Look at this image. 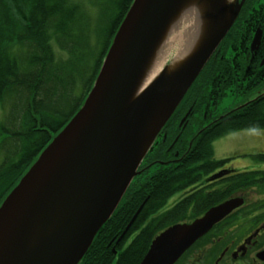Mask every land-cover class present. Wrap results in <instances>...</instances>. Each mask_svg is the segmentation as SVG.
Masks as SVG:
<instances>
[{
  "label": "water",
  "instance_id": "water-1",
  "mask_svg": "<svg viewBox=\"0 0 264 264\" xmlns=\"http://www.w3.org/2000/svg\"><path fill=\"white\" fill-rule=\"evenodd\" d=\"M187 1L133 0L83 106L0 205V264L80 263L246 0H192L200 15L193 49L136 95L159 41ZM253 37L252 51L260 32ZM239 205L224 203L189 225L168 228L139 264H174Z\"/></svg>",
  "mask_w": 264,
  "mask_h": 264
},
{
  "label": "trees",
  "instance_id": "trees-1",
  "mask_svg": "<svg viewBox=\"0 0 264 264\" xmlns=\"http://www.w3.org/2000/svg\"><path fill=\"white\" fill-rule=\"evenodd\" d=\"M131 2L95 0L99 19L92 31L89 16L77 0H0V204L40 151L80 108ZM258 24L262 25L264 38V6L260 9L259 0H247L222 42L221 56L209 61L190 91L205 84L210 69L225 75V69L231 68L237 54L235 49L241 47L240 55H244ZM240 58L236 60L235 71L242 74L244 66ZM223 80L227 86V77L223 76ZM249 86L244 88L243 102L249 97L255 100L242 106L241 102L233 110L225 111L215 129L209 126L197 133L188 153L180 160L181 165L168 163L163 167L153 163L150 165L153 172L142 170L134 178L120 202L122 206L119 204L98 231L79 264L140 263L150 236L147 238L143 232L124 249L113 248L110 240L114 236V218L123 217L127 204L131 205L132 214L145 201L139 213L142 216L160 208L168 197L189 186V166L210 156L209 145L214 139L242 130H264V82ZM260 89L261 95L256 93ZM221 93L223 98L225 92L221 90ZM234 93L242 95L240 91ZM179 114L180 108L167 124L176 122ZM179 132L174 124L167 130V145ZM188 132L186 128L182 136ZM189 135L175 149L187 150ZM165 149H154L147 159L148 155H165ZM260 158L264 160V156ZM144 173L146 177L142 180ZM164 219L169 225L180 221V218ZM121 231L122 228L119 234ZM112 250L117 253L114 255Z\"/></svg>",
  "mask_w": 264,
  "mask_h": 264
},
{
  "label": "flooded vegetation",
  "instance_id": "flooded-vegetation-1",
  "mask_svg": "<svg viewBox=\"0 0 264 264\" xmlns=\"http://www.w3.org/2000/svg\"><path fill=\"white\" fill-rule=\"evenodd\" d=\"M261 3L264 6V0H261ZM257 26L261 31L262 25ZM250 43L244 55H240L241 47L235 49L237 54L231 61V68L225 69V75L214 73L210 69L205 84L198 85L196 89L188 92L179 107L180 114L176 122L167 124L166 130L160 134L150 151L153 153L154 149L163 150L167 146L165 155L159 153L157 156L155 154V157L148 155V159L146 156L141 163L140 171L153 172L150 168L153 163L163 167L168 163L176 167L181 165L179 162L188 153L194 136L209 126L212 129L217 127V121L222 118L223 113L217 114L215 111L222 101L226 98L233 100L238 98L237 101L234 100L235 105L229 108V111L245 99V87L255 82H264V74H262L264 64H261L264 57V42H260L257 51L253 53L249 49ZM218 55L221 56L219 53ZM241 56L244 70L239 74L236 73L235 68H237L236 60H240ZM223 76L228 79L227 86L224 85ZM229 81L231 85H228ZM236 84L238 87H235ZM221 90L225 92L223 98ZM260 90H256V93L261 92ZM232 91H240L242 95L232 94ZM173 124L180 132L167 145L165 142L167 130L171 129ZM186 128L190 132L182 136V131ZM256 134L258 133L253 132L251 135L248 133L226 138L218 145L220 150L228 151L230 156L224 159L210 156L208 160L201 159L190 165V185L179 190L174 201L168 203L172 199L168 197L160 208L142 216L139 213L145 201L132 214L129 212L131 205L127 204L123 217H115L112 223L114 236L110 243L113 244V248L124 249L143 232L147 238L150 236V244L155 236L172 225H189L210 208L238 201L240 205L233 209L230 215L212 226L213 228L192 245L175 264H264V160L260 158L264 156V143L254 138ZM188 135L190 136L188 149L182 148L180 151L175 149L182 144L183 139H187ZM243 137L248 139L240 140ZM142 177V180L146 177L145 173ZM129 199L135 200V198ZM174 209L176 210L173 211ZM164 215L168 219L180 218V221L171 225L166 224ZM147 230L149 232H146ZM112 251L115 254L114 250Z\"/></svg>",
  "mask_w": 264,
  "mask_h": 264
},
{
  "label": "bare ground",
  "instance_id": "bare-ground-1",
  "mask_svg": "<svg viewBox=\"0 0 264 264\" xmlns=\"http://www.w3.org/2000/svg\"><path fill=\"white\" fill-rule=\"evenodd\" d=\"M232 2L233 0H226L227 4ZM193 3L192 0H188L182 6L178 17L171 23L164 39L159 41L156 51L148 64V69L144 73L145 76L137 89L136 95L140 94L157 76L161 70H159L160 66H163L164 62L167 61V57L171 52L175 51L170 61V71L171 68L177 67V64L193 49L198 34V31H196L198 29V19L200 18V15H196L197 9H194Z\"/></svg>",
  "mask_w": 264,
  "mask_h": 264
},
{
  "label": "rangeland",
  "instance_id": "rangeland-1",
  "mask_svg": "<svg viewBox=\"0 0 264 264\" xmlns=\"http://www.w3.org/2000/svg\"><path fill=\"white\" fill-rule=\"evenodd\" d=\"M92 1L93 0H79L78 2H80L81 4V8L83 9V11L85 12V14H87V16H89V23H90V26H91V29L93 31V29H95V26H96V23L99 19V11L97 12V10L94 8L93 4H92ZM174 52H171V54L167 57V61L164 62V64H168L172 57L174 56ZM163 64V66H165ZM163 66L161 65L159 70L163 68ZM236 99V98H235ZM234 99V100H235ZM233 99H230V98H226L222 101V103L219 105V107L217 108V111H215L217 114L219 112H222V111H225L226 109H229L231 107H233L235 104V101ZM263 112H264V107H263ZM253 132H257L258 134H256V136H254V138L258 139L259 141H261L262 143H264V130H242V131H238V132H232V133H228L220 138H217L215 139L214 141H212L209 145V148H210V156L211 158H215V159H224L225 157L227 156H230L228 155V151H224L223 150H220V147H219V143L222 141V140H226V138H230V137H236L238 135H241V134H252ZM248 137H243V138H240V140H247ZM264 145V144H263ZM262 147V146H261ZM231 148V147H229ZM209 156V157H210ZM0 159H1V155H0ZM179 192L175 195H173L172 199H170L168 201V203L172 202L175 200V198L178 196Z\"/></svg>",
  "mask_w": 264,
  "mask_h": 264
}]
</instances>
